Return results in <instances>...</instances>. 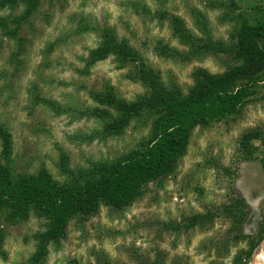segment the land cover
Returning a JSON list of instances; mask_svg holds the SVG:
<instances>
[{
    "label": "rangeland",
    "instance_id": "374dc122",
    "mask_svg": "<svg viewBox=\"0 0 264 264\" xmlns=\"http://www.w3.org/2000/svg\"><path fill=\"white\" fill-rule=\"evenodd\" d=\"M231 1L244 7L264 0H40L20 24L17 39L0 35V125L10 137L0 166L11 179L44 172L64 186L92 163L111 162L139 149L148 137L150 118L145 124L131 120L119 136L83 142L80 137L99 124L70 113V108L93 107L86 92L104 85L126 102L144 93L131 77L133 67L118 68L112 56L96 62L87 74L78 73L99 44V31L110 30L165 85L174 83L185 94L193 85L194 70L220 74L231 62L209 54L182 60L178 53L187 48L173 35L170 18H179L195 37L201 36L196 19L203 21L213 40L227 42L234 26L229 18L237 13ZM22 11L17 4L0 10V16L13 28L9 21ZM39 99L53 103L61 114ZM248 132L259 136L244 158L238 143ZM60 158L71 174L61 170ZM253 160L264 167V74L257 93L238 114L189 132L185 152L170 175L141 185L139 195L121 210L99 204L92 215L70 218L64 237L47 246L39 264H263L264 253L259 260L254 252L250 257L247 253L264 236V188L257 198L252 188L236 187L239 170L247 171L243 164ZM236 197L244 203L240 222L223 209ZM206 213L208 221L186 228L189 217ZM44 225V219L31 214L12 224L0 211V264H31V236Z\"/></svg>",
    "mask_w": 264,
    "mask_h": 264
},
{
    "label": "trees",
    "instance_id": "16d2710c",
    "mask_svg": "<svg viewBox=\"0 0 264 264\" xmlns=\"http://www.w3.org/2000/svg\"><path fill=\"white\" fill-rule=\"evenodd\" d=\"M39 3L40 0H0V10L17 4L23 6L21 14L9 21L13 28L8 27L6 17L0 16V35L15 39L20 24L36 11ZM230 5L237 13L229 18L234 20V26L227 42L213 40L203 21L196 19L201 36L195 37L189 34L179 18H170L173 35L187 48L178 53L182 60L209 54L224 56L231 62L220 74L194 70L193 85L185 94L174 83L165 85L158 73L125 41H117L110 30L99 31L100 42L88 52L78 73L87 74L96 62L112 56L118 68L133 67L131 77L143 86L144 93L136 100L126 102L107 85L100 91L88 90L86 93L95 105L70 108V113L72 117L77 115L95 120L99 129L80 138L83 142L103 141L123 134L131 120L145 124L150 118L149 134L139 149L130 150L111 162L92 163L89 171H78L73 182L64 186L51 182L44 172L37 176L17 175L11 179L7 169L0 166V211L4 213V220L12 224L24 222L30 214L45 220L44 229L31 236L34 241L29 259L31 264L41 263L47 255V246L59 243L70 218L92 215L99 204L123 209L139 195L141 185L173 172L194 127L238 114L245 101L255 96L264 74V1L245 4L244 7L231 1ZM160 48L157 50L164 56ZM39 100L55 114H61L53 103ZM60 108L64 112L67 106ZM258 136L257 132H248L240 137L238 147L244 158L251 155V141ZM0 146V154L5 157L9 153L10 137L1 125ZM59 165L62 171L71 174L63 158H60ZM223 209L234 222H240L244 216V203L239 197ZM209 218L208 213L191 216L186 228L203 224ZM2 238L0 230V242ZM260 240L261 237L249 250L248 257Z\"/></svg>",
    "mask_w": 264,
    "mask_h": 264
},
{
    "label": "flooded vegetation",
    "instance_id": "af4514ba",
    "mask_svg": "<svg viewBox=\"0 0 264 264\" xmlns=\"http://www.w3.org/2000/svg\"><path fill=\"white\" fill-rule=\"evenodd\" d=\"M244 171L243 169L239 170V175L241 173V175L239 176V180L238 183L236 184L237 188H252L254 190V195L257 196V198L262 196V192L259 191V188H264V167L261 163L255 162V160L253 161H249L246 164H243ZM250 168H254L255 173L250 171ZM245 180V182H243L242 180Z\"/></svg>",
    "mask_w": 264,
    "mask_h": 264
},
{
    "label": "water",
    "instance_id": "95a60500",
    "mask_svg": "<svg viewBox=\"0 0 264 264\" xmlns=\"http://www.w3.org/2000/svg\"><path fill=\"white\" fill-rule=\"evenodd\" d=\"M262 244H263V250H264V236L262 237V239L257 244V246H256V248L254 250V255L253 256H256V255H258L260 253ZM263 264H264V261H263Z\"/></svg>",
    "mask_w": 264,
    "mask_h": 264
},
{
    "label": "bare ground",
    "instance_id": "6f19581e",
    "mask_svg": "<svg viewBox=\"0 0 264 264\" xmlns=\"http://www.w3.org/2000/svg\"><path fill=\"white\" fill-rule=\"evenodd\" d=\"M263 253H264V250H263V244H262L261 251H260V253L257 256V260H259L263 256Z\"/></svg>",
    "mask_w": 264,
    "mask_h": 264
}]
</instances>
